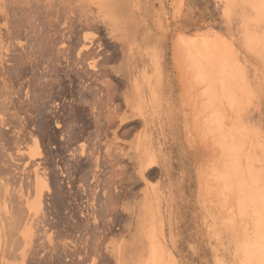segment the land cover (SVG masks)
<instances>
[{
    "label": "rangeland",
    "instance_id": "1",
    "mask_svg": "<svg viewBox=\"0 0 264 264\" xmlns=\"http://www.w3.org/2000/svg\"><path fill=\"white\" fill-rule=\"evenodd\" d=\"M15 1L0 264H264V0Z\"/></svg>",
    "mask_w": 264,
    "mask_h": 264
},
{
    "label": "bare ground",
    "instance_id": "2",
    "mask_svg": "<svg viewBox=\"0 0 264 264\" xmlns=\"http://www.w3.org/2000/svg\"><path fill=\"white\" fill-rule=\"evenodd\" d=\"M18 0H16L15 2H17ZM62 1V0H61ZM103 1V2H102ZM101 1V3L103 4H101L102 6H106L107 4V7L111 10V4H109L108 2L106 3V1L105 0H102ZM105 3V4H104ZM117 2H115V3H113V6L114 5H117L116 4ZM18 4V3H17ZM100 5V6H101ZM16 6V5H15ZM59 6H60V4H59ZM62 6V5H61ZM37 7V6H36ZM104 7H102V9L104 8ZM62 8V7H61ZM106 8V7H105ZM108 9V10H109ZM114 10H115V8H113ZM50 11V10H49ZM64 10H62V12H63ZM113 10H111V12H112ZM58 13V12H57ZM59 13H60V11H59ZM58 13V14H59ZM112 13H114V11L112 12ZM53 14V13H52ZM58 14H57V16H58ZM61 14V13H60ZM62 14H64V13H62ZM39 15V14H38ZM112 15H114V14H112ZM52 16V15H51ZM63 17V16H62ZM115 17V16H114ZM118 17H120V16H117V18ZM128 18V17H127ZM36 19V18H35ZM61 20V19H60ZM117 20V19H116ZM118 20H119V18H118ZM117 20V21H118ZM38 21V20H37ZM125 22V21H124ZM123 22V23H124ZM122 28L124 27V25L123 26H121ZM127 45V42H126V44H125V47H127L126 46ZM123 46V45H122ZM121 46V47H122ZM126 53V52H125ZM191 53V52H190ZM189 53V54H190ZM215 55V54H214ZM201 60V59H200ZM195 61V60H194ZM202 62V61H201ZM194 63V62H193ZM202 63H204V62H202ZM196 64V63H195ZM203 66V65H202ZM181 68H183V66L181 65ZM200 70V69H199ZM208 76V75H207ZM211 77V76H210ZM205 78V77H204ZM185 81V80H184ZM208 81H210V79L208 80ZM186 83V82H185ZM212 83V82H211ZM210 87H211V85H210ZM207 91V90H206ZM216 91V90H215ZM200 92V91H199ZM202 93V92H201ZM211 93V92H210ZM209 93V94H210ZM213 94V93H212ZM211 95V94H210ZM198 96H199V93H198ZM210 97V96H209ZM213 99V98H212ZM200 102V101H199ZM213 103H214V101H212ZM205 103V102H204ZM208 103V102H207ZM218 105H219V103H217ZM194 106V105H193ZM220 106V105H219ZM191 107H192V105H191ZM207 110V109H206ZM220 110V109H219ZM223 110V109H222ZM216 112H218V111H216ZM212 113V112H211ZM213 114V113H212ZM217 114V113H216ZM221 114V113H220ZM201 115V114H200ZM218 115H219V113H218ZM220 117H221V115H220ZM217 118V117H216ZM219 118V117H218ZM221 119V118H220ZM250 126V125H249ZM253 127V126H252ZM251 127V128H252ZM210 128V127H209ZM249 128V127H248ZM254 129V128H253ZM212 130V129H211ZM209 131V130H208ZM155 137V136H154ZM252 140H254L253 138H252ZM143 158H144V161L145 162H147V164H149V163H152V162H150V160L147 158V157H144V155H143ZM37 172V171H36ZM35 172V173H36ZM162 172V171H161ZM37 174V176H38V173H36ZM33 182V181H32ZM2 185H5V184H2ZM31 185V184H30ZM31 186H33V184L31 185ZM42 187H43V185H42V179H40V178H36L35 179V181H34V194H35V197H34V200L30 203V204H28V202H26L28 205H27V207H28V210L29 211H31V210H33V209H39L40 208V197H41V192H42ZM28 188V187H27ZM27 198H29V196L27 197ZM221 202V201H220ZM12 203V202H11ZM0 204H2V203H0ZM24 204V203H23ZM111 205H112V203H111ZM1 206V205H0ZM15 207V206H14ZM111 208V207H110ZM134 208V207H133ZM112 209V208H111ZM131 210V209H130ZM133 210V209H132ZM19 211V210H18ZM27 211V210H26ZM134 211V210H133ZM24 212V211H23ZM20 214V213H19ZM1 215V214H0ZM2 217H3V214H2ZM1 217V218H2ZM139 217H140V215H138V222H136L135 223V228H133V230H132V233H131V240L128 242V244H127V242H126V244H127V246L125 245V244H123L119 249H118V259H119V264H125V258H126V251H127V249H130L131 251H133V247H134V243L138 240V238H139V234L141 233V225H140V223H139ZM7 218V222H8V217H6ZM6 218H5V220H6ZM27 218V217H26ZM2 219H4V218H2ZM2 219H0V237L1 236H4L5 235V227H4V225H3V221H2ZM17 221V220H16ZM19 221V220H18ZM18 221H17V223H18ZM21 221V220H20ZM14 222V221H13ZM6 223V222H5ZM4 223V224H5ZM8 224H9V222H8ZM13 226H14V224H13ZM8 227V226H7ZM6 227V228H7ZM16 227H18V226H16ZM19 228V227H18ZM21 228V227H20ZM9 229V228H8ZM7 229V230H8ZM26 232V233H25ZM25 232H23V235L24 236H26L27 235V230L25 231ZM15 233V232H14ZM16 234V233H15ZM6 238V237H5ZM2 240V239H1ZM3 244V243H2ZM2 247V246H1ZM140 257L139 258H137V264H141V262H140Z\"/></svg>",
    "mask_w": 264,
    "mask_h": 264
},
{
    "label": "crops",
    "instance_id": "3",
    "mask_svg": "<svg viewBox=\"0 0 264 264\" xmlns=\"http://www.w3.org/2000/svg\"><path fill=\"white\" fill-rule=\"evenodd\" d=\"M146 197V196H145ZM145 204L144 203V199L142 200V202H137L134 204V213H133V221H132V224H131V227L128 231V234H127V237L125 238V240H127L129 238V234L131 233V231L133 230L134 226H135V223L138 222V215H140L139 217V223L141 225V233L139 234V238L138 240L134 243V247H133V251L135 253L138 254L137 252V247L139 246L140 244V240L142 238V233H143V230H144V209L146 208L145 207Z\"/></svg>",
    "mask_w": 264,
    "mask_h": 264
}]
</instances>
